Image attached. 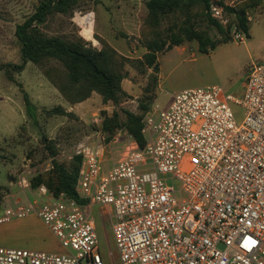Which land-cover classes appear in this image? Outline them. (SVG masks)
<instances>
[{"label":"built area","instance_id":"1","mask_svg":"<svg viewBox=\"0 0 264 264\" xmlns=\"http://www.w3.org/2000/svg\"><path fill=\"white\" fill-rule=\"evenodd\" d=\"M227 5L208 11L224 24ZM232 105L245 110L241 124ZM142 123L144 146L129 135L107 169L100 147L75 150L76 192L111 213L118 264H264V64L241 96L186 88L166 106L156 100ZM31 194L5 205L0 223L34 215L65 252L0 246V264H105L89 205L44 186Z\"/></svg>","mask_w":264,"mask_h":264},{"label":"rangeland","instance_id":"2","mask_svg":"<svg viewBox=\"0 0 264 264\" xmlns=\"http://www.w3.org/2000/svg\"><path fill=\"white\" fill-rule=\"evenodd\" d=\"M41 1L0 0V209L3 204L7 207L14 195L22 194L24 199L46 187L45 184L33 189V183L40 177L54 183L55 163L69 170L75 168V150L81 143L100 147L103 158L109 154L106 159L111 165L130 134L122 128L113 133L103 131L105 117L121 115L123 111L136 112L139 101L148 103L156 95L167 102L176 91L192 87L216 84L241 96L252 66L264 64V0H223L229 4L224 8L222 24L229 41L208 53L199 51L196 40L158 53L161 77L145 62L147 44L158 40L168 45L172 32H179L184 22L182 12L154 19L146 6L147 0H74L65 12L49 13L44 22L36 25L37 31L66 42L81 39L87 48L97 51L105 47L113 50L110 64L124 76L122 88L130 94L125 91L127 96L120 104H105L102 96L93 91L88 99L71 103L51 81L57 80L61 86L66 83V70L58 61L45 58L40 63L27 62L21 70L15 68L23 63L16 27L36 12ZM191 13L197 30L207 31L216 40L223 38L209 27L200 4ZM87 16L91 38L86 36V26L81 22ZM239 18L244 21L246 31ZM236 33L242 36V41L235 40ZM232 109L236 122L241 124L245 110L239 105H232ZM22 178H26L27 184ZM87 205L85 212L95 220L105 264H118L111 213L99 205ZM46 252L65 250L56 239L54 248Z\"/></svg>","mask_w":264,"mask_h":264},{"label":"trees","instance_id":"3","mask_svg":"<svg viewBox=\"0 0 264 264\" xmlns=\"http://www.w3.org/2000/svg\"><path fill=\"white\" fill-rule=\"evenodd\" d=\"M73 1L42 0L36 12L23 24L17 25L15 35L22 43L23 63L15 68L21 70L27 62L40 63L45 58H52L65 68L66 83L61 86L57 80L51 79V81L71 103L82 102L88 99L93 91H96L102 96L105 104L108 102L120 104L127 93L122 88L124 76L118 74L110 64L113 50L105 47L102 51H97L87 48L81 39L66 42L59 38L44 36L36 29V25L44 22L49 13L52 11L65 12ZM196 4L202 6L203 15L209 27L216 29L217 33L223 36L221 40L214 39L207 31L196 29L191 13ZM211 4L224 5L223 0H147L146 6L150 16L154 19L175 11H180L185 15L179 32H172L168 45L166 42L160 43L158 40L147 44L149 52L144 57L147 66L153 67L154 71L159 73L158 53L170 50L172 46L182 45L185 41L196 40L199 44V51L202 53H208L220 43L228 42L229 38L225 34L224 26L208 11ZM240 21L243 30L246 31L247 27L244 25V21L241 19ZM157 79H154V83L157 82ZM156 98L157 95L150 98L151 100L148 98L149 104L144 100L139 101L138 113L123 111L122 116L114 113L111 117H105L102 122V130L113 133L116 129H125L140 146H144L142 116L149 111ZM26 104L31 105L28 100H26ZM107 138L110 140V135ZM55 165L56 170L52 177L54 183H48L44 177H40L38 182L33 183V189L46 184L48 190L56 196L64 193L80 205L86 206L88 200L80 198L76 192L81 157L76 156V167L70 170L64 165L57 163Z\"/></svg>","mask_w":264,"mask_h":264},{"label":"crops","instance_id":"4","mask_svg":"<svg viewBox=\"0 0 264 264\" xmlns=\"http://www.w3.org/2000/svg\"><path fill=\"white\" fill-rule=\"evenodd\" d=\"M159 77H161L160 63H159ZM123 89L128 94H130L128 90H126L124 87ZM159 99H160L159 96H157L156 100L159 101L163 106H166L171 101V99L168 100L167 102L163 101V99L162 100ZM138 107H137V111L134 113L139 112ZM69 108L73 110V106H70ZM106 156L108 157L109 154H105V158H103L105 169L110 167V162L109 160L106 159ZM21 196L20 195L19 197H17L16 195L12 196V200H8L7 205L14 206L16 201H20L19 199H21ZM33 198H34L33 194H31L30 196L26 195V198L21 199V201L26 202V200H31ZM3 205L5 206V204ZM4 206H2V208ZM1 209H0V217L3 216L4 214V211L2 212ZM55 240L56 238L53 235V233L49 230V228L38 217L34 215H30L23 218L12 219L10 221L0 223V245L10 246V247H21L24 249H31V250L39 249L41 251L42 250L47 251L54 248Z\"/></svg>","mask_w":264,"mask_h":264},{"label":"bare ground","instance_id":"5","mask_svg":"<svg viewBox=\"0 0 264 264\" xmlns=\"http://www.w3.org/2000/svg\"><path fill=\"white\" fill-rule=\"evenodd\" d=\"M81 22L84 26H86L89 22V17L87 16L86 18L81 19ZM85 34L88 38H91V26H86Z\"/></svg>","mask_w":264,"mask_h":264}]
</instances>
